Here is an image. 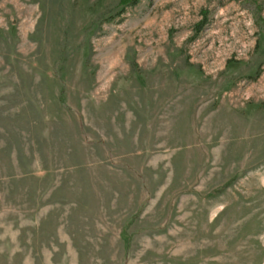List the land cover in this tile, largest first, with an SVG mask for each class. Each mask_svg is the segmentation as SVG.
<instances>
[{
    "label": "rangeland",
    "instance_id": "374dc122",
    "mask_svg": "<svg viewBox=\"0 0 264 264\" xmlns=\"http://www.w3.org/2000/svg\"><path fill=\"white\" fill-rule=\"evenodd\" d=\"M255 1L0 0V264H264Z\"/></svg>",
    "mask_w": 264,
    "mask_h": 264
},
{
    "label": "trees",
    "instance_id": "16d2710c",
    "mask_svg": "<svg viewBox=\"0 0 264 264\" xmlns=\"http://www.w3.org/2000/svg\"><path fill=\"white\" fill-rule=\"evenodd\" d=\"M139 0H132V3H137ZM248 1H251V4H247ZM246 7L249 8L251 11L257 13V5L255 0H246Z\"/></svg>",
    "mask_w": 264,
    "mask_h": 264
}]
</instances>
